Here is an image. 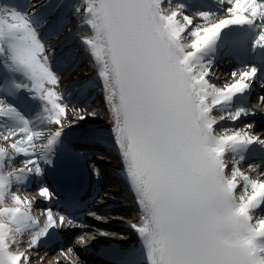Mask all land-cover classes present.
I'll return each instance as SVG.
<instances>
[{"label": "snow or ice", "instance_id": "6c2138e0", "mask_svg": "<svg viewBox=\"0 0 264 264\" xmlns=\"http://www.w3.org/2000/svg\"><path fill=\"white\" fill-rule=\"evenodd\" d=\"M217 2L224 18L209 11L189 16L183 3L165 9L164 0H81L72 6L82 19L80 27L89 29L81 43L98 69L111 135L136 196L140 222L132 228L142 241L145 264H264V219L252 223L253 211L264 205V179H250L239 168L253 146L264 149V139L254 134L251 123L245 130L218 134L211 115L217 106L230 109L234 97L248 93L258 68L245 65L231 73L232 83L218 88L209 82L213 64L205 60L217 54V41L233 26L253 30L252 54L264 51V0ZM28 7L35 5L24 10L13 3L0 5V62L6 70L0 73V140L8 146L0 147V264H31L29 253L57 227L51 208L44 210L45 225L37 227L29 214L32 203L13 194L12 183L24 184L34 174L38 194L52 197L42 183L40 161L53 164L64 147L65 127L97 115L70 106L59 90L52 49L40 31L47 17ZM62 28L59 20L53 22L47 35ZM186 32L192 37L188 46L180 42ZM257 99L264 106V95ZM34 107L42 109L40 123L57 125L55 131L33 126L26 114ZM255 115L238 106L227 118L235 123ZM95 139L104 142L102 133ZM8 148L23 157V167L11 168ZM227 152L239 156L230 170ZM241 181L243 191L237 195ZM6 197L12 206L4 204ZM57 215L60 227L81 225ZM26 229L31 230L28 251L10 250ZM80 242L86 243L82 236ZM59 253L76 255L71 247Z\"/></svg>", "mask_w": 264, "mask_h": 264}, {"label": "bare ground", "instance_id": "6f19581e", "mask_svg": "<svg viewBox=\"0 0 264 264\" xmlns=\"http://www.w3.org/2000/svg\"><path fill=\"white\" fill-rule=\"evenodd\" d=\"M197 1L198 0H182V2L179 1L178 4L183 3L185 5V14L192 16L195 12H198V11H191V9H189L188 6L186 5L189 3L195 4L197 3ZM80 2L81 0H12L11 2L13 4L19 5L20 6L19 8L21 10H24L26 5L31 3L35 5V8L33 9L31 7H28L27 10L29 12L34 11L37 15H43L47 17L48 24L44 25L40 29V31H41V34L46 37L45 39L46 44L49 45L52 49L51 55H52L54 63L58 59H60V64L59 66H57V68H59L58 72L60 74L63 73V77L62 79H60V82H59V90L63 93L65 99L68 100L70 104L75 101H80L83 107H85L84 110L86 111V114L84 115H87L88 113H93V112L97 114L95 117H89L86 121L77 122L76 127H65L64 135L74 130H78L82 126L90 127L91 125H94L95 123L98 124V122L105 121V119H102L103 118L102 117L103 115L102 106L103 105L99 107L98 111H96V109H92V108H95V106L92 107V103L95 101L99 102L100 104H103V102L107 103L105 99L103 83L98 76V69L96 65L95 67H96L97 72L96 71L94 72L93 70H90V69L87 71L85 70H80V71L75 70L74 71V69L77 68L76 66L80 65L81 67L82 65L83 67V65H86L88 61L90 62L93 60V63L95 64V61L91 57V54L86 50V46L81 43L82 36L88 34L89 29L86 26L80 27V25L82 24V19L81 17L77 16L74 13V9L72 7L73 5L79 4ZM3 4L4 3L0 0V5H3ZM211 4L213 8L207 6L208 8H211V9H205L202 11H209V12L217 13L215 17L216 19L224 18L225 13L223 12V7L221 6V4H219L217 0H215V2H211ZM163 7L166 9V5H163ZM217 7L222 9L220 13L216 11L214 12L215 10L214 8H217ZM169 9L175 10L176 7L173 9L172 8H169ZM177 19L181 23L183 22L182 17H177ZM58 20L63 23L62 30L59 31L57 35L48 36L47 33L49 31V25ZM196 21L201 22L199 21L198 17L196 18ZM180 42L184 44L185 46L190 45L192 42V37L190 36V33L186 32L182 34L180 38ZM71 53L73 54L72 55L73 57H71V59L70 58L67 59L68 55H70ZM73 59H75L74 65L70 66L72 65L71 62ZM80 67H78L77 69H79ZM217 67L218 65L212 69L211 74L209 76L210 79H216L217 77L216 69H218ZM93 82H96L94 86H92ZM98 82L100 83V85ZM94 87L101 88L100 91L102 95H94L93 93ZM222 87H224V84L222 85ZM261 94H264L263 90L261 91ZM79 108L83 109L82 107H79ZM219 108L220 107L217 106V108L213 109L212 113L214 111L219 110ZM34 109L36 110V118H34L33 120V126L37 127L38 129L44 130L45 132H47L48 130L55 131L57 129L58 127L57 125L41 124L40 121L37 119V114L38 112H42V109H39L37 107H34ZM213 117L219 122V119H220L219 117H216V116H213ZM68 118L71 120L76 119L75 117H72L70 114ZM253 123L257 125L256 122L253 121ZM236 129H239V128L236 127L235 130ZM230 131L231 129L228 132ZM253 132L257 136H260L262 139H264V127H260V126L254 127ZM42 142L46 143L47 141L46 139H44ZM37 143H41V141H37ZM3 144L4 142L0 140V146H2ZM8 152H9V155L15 158L14 159L15 163H17L15 166L11 168L19 169L20 166H23L21 162L23 160L22 156H17L16 154L12 152L10 148L8 149ZM100 159H103V158H100ZM259 161L263 162V159L259 158ZM257 165L258 163H255L253 166L246 169L247 171H243V172L247 173L250 179H264V175H258V173L256 174L257 171L255 168H258ZM260 174H264V172ZM11 189L13 188L11 187ZM109 191H115V189H109ZM242 191H243V188L241 187L239 193L241 194ZM107 197H110V196H107ZM8 198L10 197H6L5 199H8ZM113 211L114 213L111 214V218L113 217L115 221H119L121 219L120 217H117L115 215L122 214L123 216H125L127 214V211L124 208H122L120 205L115 207ZM259 219H264V217H260ZM125 221L128 222L130 221V219L127 218L125 219ZM95 226H97V228H100L102 230H109V231L120 228L119 226L115 225V222L113 221L110 222V220H109V223L107 224L105 223V225H95ZM88 232L91 233L93 232V230H90ZM94 236H95L94 237L95 241L91 242L89 246L94 247L95 245H98V242L101 241V238L96 233H94ZM105 238H109V237H105ZM78 252L82 254L81 249H78Z\"/></svg>", "mask_w": 264, "mask_h": 264}, {"label": "rangeland", "instance_id": "374dc122", "mask_svg": "<svg viewBox=\"0 0 264 264\" xmlns=\"http://www.w3.org/2000/svg\"><path fill=\"white\" fill-rule=\"evenodd\" d=\"M164 5H166V9H169V8H175L176 7V5H177V2H175L174 0H168V1H166L165 3H164ZM194 10H196V11H198V10H201V9H194ZM215 12V11H214ZM217 12V11H216ZM217 14V13H216ZM79 71L80 70H87V68L86 67H80L79 69H78ZM209 79V78H208ZM209 81H210V79H209ZM212 84H214L215 86H219V83L221 84V81H216V80H212V82H211ZM93 105H95L96 106V110H98V103H93ZM83 114H86V112L84 111L83 112ZM99 116H100V114H99ZM249 122V119H241V121H239L238 123H236V124H234V125H229V126H227V128L225 127V125H220V126H217V127H215V129L217 130V133L218 134H220V133H222V132H225V131H228L227 129H230V127H233V128H239V129H237V130H241L242 128H244L243 127V125H246L247 123ZM243 124V125H242ZM85 126H82L81 128H84ZM241 127V128H240ZM231 130H233V129H231ZM233 155L232 154H230V155H227L226 156V164H227V166H228V169L230 170L231 169V167H232V164H233ZM251 163H247V164H243V165H241V164H239V168H240V171L241 172H243V171H247L246 169H248V168H250L252 165H250ZM264 167H259V169H258V172L257 173H259V172H263V169ZM256 173V174H257ZM229 175H230V171H229ZM240 184H241V187H242V184H243V182L241 181L240 182ZM241 187H239L238 189H237V194L239 195V192H240V188Z\"/></svg>", "mask_w": 264, "mask_h": 264}]
</instances>
